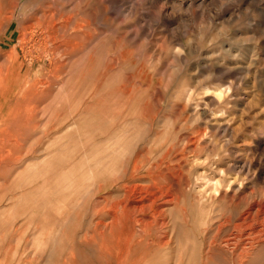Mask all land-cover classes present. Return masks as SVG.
I'll return each mask as SVG.
<instances>
[{
  "label": "rangeland",
  "instance_id": "374dc122",
  "mask_svg": "<svg viewBox=\"0 0 264 264\" xmlns=\"http://www.w3.org/2000/svg\"><path fill=\"white\" fill-rule=\"evenodd\" d=\"M0 10V52L13 47L17 73L51 84L0 171V264H116L81 242L90 180L53 191L45 158L62 145L76 150L63 173L88 146L136 159L128 183L163 170L172 204L161 235L131 255L144 253L140 264H264V247L243 259L225 244L264 201V0H0ZM47 119L62 128L50 133ZM120 183L96 197L118 196Z\"/></svg>",
  "mask_w": 264,
  "mask_h": 264
},
{
  "label": "bare ground",
  "instance_id": "6f19581e",
  "mask_svg": "<svg viewBox=\"0 0 264 264\" xmlns=\"http://www.w3.org/2000/svg\"><path fill=\"white\" fill-rule=\"evenodd\" d=\"M3 18L5 20L7 19L5 16L0 17V29L2 24L1 20ZM25 36V32L21 33V38L18 43H22ZM0 55L5 56L7 62L5 68L0 66L1 171L5 169L6 162H8L10 166L12 161L18 159L13 156L14 150H17L16 147H19L17 139L20 138V131L25 127V124L28 123L31 114H33L31 113L33 110V106H30L31 102L37 101L44 92L49 90L51 84L48 82L49 80L45 82V85L40 82L38 80L39 74H37L34 79H30L28 77L29 70L24 75L17 73V64H19L18 60L20 56L18 53L15 54L13 47L5 53L0 52ZM49 67L54 68L56 71L59 70V66H57V64L53 65L51 62H49ZM40 68H42V66H40ZM48 77L55 76L50 74ZM27 78H29V80ZM39 84H41V86H39ZM103 119L108 121L105 117ZM52 122L50 119H47L44 125L48 128L50 133L56 128L61 127L60 123ZM15 132L20 134L18 135L19 138L16 134L14 135ZM75 154L76 150L63 148L62 145L58 150L51 152L49 154L50 157L47 156L45 159L47 174L51 175L55 180L53 191H59L61 194L65 191H69L78 184H84L87 180H90L92 185V198H89V194L86 195L87 201L85 206L86 212L89 211L91 213L88 222V224L91 225V229L89 232L83 234L81 242L84 243L87 248L98 252L100 254L99 256L113 260L116 264L142 263V260H144L142 255H144V253L141 257H139L140 254L136 257L131 255L134 254L138 245L145 244L149 246L148 238L151 237V230H160L161 235V229H163V227L165 228L166 225L164 210L169 204H172V200L167 198V192L163 191L165 183L161 181L164 176L163 170H160L161 168L159 169V165L157 164L151 165L147 168V183H128L126 180H134L135 174L142 170L141 165L136 159H132L131 162H124L125 157L123 158L119 151H106L100 150L99 147L96 148V146H88L83 154H81L84 162L80 164V167H77L71 161L73 165L68 163L71 167L67 172L65 171L66 173H63L62 164L64 158H74ZM78 155H80V153H78ZM117 180L121 181L118 185V196L114 198L110 195H100V197H96L99 192L112 187L114 185L113 183ZM42 186L43 185L37 187V196L39 198L42 197ZM45 204L47 206V202H45ZM175 207L176 206H174V209ZM176 219H178V217ZM238 219V222L229 226L233 232L232 234L230 232L231 237L229 236L230 238L225 241V244L229 247H233L238 258L247 259L261 247H264V201L250 202L247 211ZM59 248H57V250L60 251ZM61 248H63V246H61ZM69 255L68 259L70 261L75 258L73 250L69 252ZM135 255L136 251L134 256ZM131 257H133V259H137L138 257V259L135 260V262ZM107 260L105 259V261Z\"/></svg>",
  "mask_w": 264,
  "mask_h": 264
},
{
  "label": "clouds",
  "instance_id": "9594fccd",
  "mask_svg": "<svg viewBox=\"0 0 264 264\" xmlns=\"http://www.w3.org/2000/svg\"><path fill=\"white\" fill-rule=\"evenodd\" d=\"M207 161H204V163H206ZM197 163H201L200 161H197Z\"/></svg>",
  "mask_w": 264,
  "mask_h": 264
}]
</instances>
